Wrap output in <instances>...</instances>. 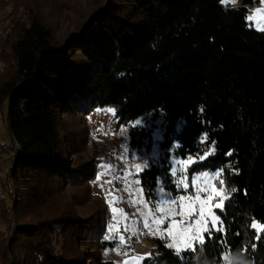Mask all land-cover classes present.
<instances>
[{"label": "trees", "instance_id": "obj_1", "mask_svg": "<svg viewBox=\"0 0 264 264\" xmlns=\"http://www.w3.org/2000/svg\"><path fill=\"white\" fill-rule=\"evenodd\" d=\"M258 1L112 0L61 42L40 20L24 28L13 48L15 74L0 86V108L8 100L3 120L17 144L0 186V264H115L93 250L89 263L81 257L97 223L64 200L66 187L95 178L97 159L72 162L77 138L61 133L60 116L98 107L113 108L119 125L147 113L164 119L160 159L140 175L149 199L160 176L178 192L167 176L172 140L196 157L205 136L218 149L194 169H224L226 200L222 213L216 209L223 236H205L179 255L158 240L146 264H225L226 256L264 264V227L251 228L264 225V30L245 20ZM151 131L131 126V147L150 150ZM174 152L184 159L183 149ZM51 203L61 212L48 213Z\"/></svg>", "mask_w": 264, "mask_h": 264}, {"label": "rangeland", "instance_id": "obj_2", "mask_svg": "<svg viewBox=\"0 0 264 264\" xmlns=\"http://www.w3.org/2000/svg\"><path fill=\"white\" fill-rule=\"evenodd\" d=\"M108 3L112 5V0H0V86L14 76V45L24 28L33 20L43 22L53 37L61 42L69 34L80 30ZM226 3L232 6L239 5L240 0H227ZM248 9V16L253 17V21L249 23L257 29L264 30V11H256L264 9L261 0L249 5ZM2 106L0 108V186L2 182L7 181L17 148L4 122L8 113L7 99ZM137 120L146 126L151 124L152 128H155V123L161 125L164 121L163 118L152 120L147 113L128 125H119L111 107L104 109L98 107L87 115L73 112L63 113L60 116L61 133L63 135L68 133V137L74 135L77 138L72 146L71 144L63 146V150L67 151L70 146L71 151L77 149L78 152L75 154H71L70 149L68 151L72 162L80 165L95 158L97 159L95 177L103 173L100 180L94 178L89 184L80 188L69 186L64 192L66 203L71 205L76 203L74 205L76 216L94 218L97 223V232L93 235L88 233L89 244L79 247L81 257L86 259V263H89L88 253H92L93 250L98 255L100 253L103 258L114 261L115 264H146L153 250L158 248V240L163 241L165 245L172 244L174 248L171 249L174 250L184 251L189 244L194 248L197 236L205 240V229L210 226L209 218H213L214 213L219 216L216 205L224 206L225 184L219 183L222 178H213L212 170H195L192 161L175 154V145L169 155L177 161L175 166L178 175L181 174V168L189 169L184 173L189 188L187 192L177 189L178 192L175 193L165 183L163 185L158 183L155 191L156 199H149L142 184L137 181H141L140 175L145 166L159 161L165 135L157 136L159 143L155 145L153 155L151 148L150 150L132 148L130 127L137 124ZM195 159L197 157L194 155L193 160ZM137 165L141 167L138 169ZM193 171L197 176H202L203 172L207 171L209 177L193 182ZM159 179L164 180L162 176ZM108 180H112L113 184H108ZM205 185L207 190L199 191V199H196L198 190L205 189ZM12 186L13 189H18V186L14 184ZM162 187L169 195L161 193ZM113 189L115 191H112ZM180 196L189 198L181 201ZM174 200L175 203L172 202ZM6 202L11 209L12 200L8 194H6ZM56 205L57 203L52 207L51 203L48 213L61 212L62 209L55 208ZM196 212L200 213L199 217L193 216ZM190 217L196 219V223L186 227L184 222L189 221ZM12 223L14 225V222ZM106 224L117 225L119 231L113 229L112 233L107 232ZM255 224L258 231L264 227L261 223ZM5 228L6 225L0 222V229L5 230ZM106 235H113V242H106L103 239ZM119 236H124L125 240L113 247L114 241ZM226 259L225 264H232L230 257L226 256Z\"/></svg>", "mask_w": 264, "mask_h": 264}, {"label": "snow or ice", "instance_id": "obj_3", "mask_svg": "<svg viewBox=\"0 0 264 264\" xmlns=\"http://www.w3.org/2000/svg\"><path fill=\"white\" fill-rule=\"evenodd\" d=\"M221 2L225 3V2H227V0H221ZM253 2H255V0H253ZM261 3L264 4V0H261ZM256 11L257 12H261V11H264V9H257ZM246 12H247V10H246ZM245 20L249 21V22H252L253 21V17L252 16H248L246 14L245 15ZM249 26H251V25H249ZM136 123L140 124L141 121L137 120ZM148 127L152 128V125L149 124ZM164 135H166V133L164 131V125H162V124L161 125H157L155 123V128H152V131H151V153H152V155H153V151H154L155 145H157L159 143V140L157 139V136L163 137ZM200 143H201V145L206 144L207 147H204L202 151L200 149L196 150L197 159H195V160H193V153H192L191 150L187 149L182 143H176L174 140L171 141V144H170V147H169V152H171V148L173 147V145H175V147L177 149H183L184 150V159L192 161L193 166L196 165V164H202L205 161H207V160H209V159H211L214 156L219 154L218 153V149L216 148L215 141H210L207 136H205L203 138V140L200 141ZM225 155L226 156H230L231 152L226 153ZM168 159H169V161L172 164V166L167 169V176H168L170 182L173 184V186L176 189H183L185 192H187V190L189 188V185H188V183H186V176L184 175V173L188 172L189 169L181 168L180 169V173L181 174L178 175L177 169H176V166H175L177 161L171 155H169ZM166 166L167 165H164V167H166ZM136 167L139 169L141 166L137 165ZM143 170L144 171L150 170V166H145V168ZM223 171H224L223 168L214 169V170H212V174L211 175H212L213 178H219V177L222 176ZM102 175H103V173L98 174L95 177V179L96 180H100ZM208 177H209V173L207 171L203 172L202 176H197L194 171L192 172V180H193V182L195 180H203V179L208 178ZM107 183L108 184H113V181L112 180H108ZM137 183H142V181H137ZM158 183L163 185L165 183V181L163 179H158ZM219 183L221 185H223L224 184V180L220 179ZM206 190H207V185H205V189H199L198 190L197 195H196L195 198L199 199V194H198L199 191H206ZM112 191H115V189H113ZM160 191L164 195H169V193L165 192L163 187L160 189ZM186 198H189V197H186V196H180L179 197V199L181 201L186 199ZM209 199H211L210 195H209ZM172 202L175 203L176 201L174 200ZM216 208H219L221 210V213L223 212V205L222 204H217ZM157 210H159V205H157ZM113 211L115 212L116 210L114 209ZM121 212H123V210H121ZM199 215H200L199 212H196V213L193 214L194 217H199ZM113 219H115V216H113ZM193 223H196V219L190 217V220L187 221V222H184V225L186 227H191V225ZM209 225L210 226L205 229V234H206L208 239H211L215 232H220L221 235L223 236V220L221 219L220 216H217L214 213L213 214V218H209ZM145 227H147V224H145ZM251 228L252 229H256L257 225L255 223H253L251 225ZM113 229H116L117 231H119V228H118L117 225H115V224H106L107 232L112 233ZM124 230L126 231V229H124ZM103 239L106 242H113V240H114L113 235H106V236L103 237ZM257 239H259V234L258 233H257ZM124 240H125L124 236H119L114 241L113 247H115L116 244H119V243L123 242ZM195 243L198 244V245L199 244H203L204 243V239H202L200 236H197L196 240H195ZM166 247H168L170 249L174 248V246L172 244H168V245H166ZM187 250H194L192 244H189L187 246ZM181 251H182L181 249H175V254L179 255ZM149 258H151V257H149Z\"/></svg>", "mask_w": 264, "mask_h": 264}]
</instances>
